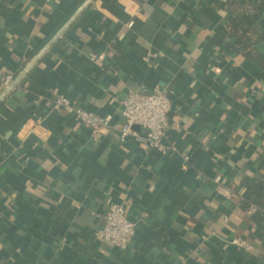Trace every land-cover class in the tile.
<instances>
[{
    "label": "crops",
    "instance_id": "1",
    "mask_svg": "<svg viewBox=\"0 0 264 264\" xmlns=\"http://www.w3.org/2000/svg\"><path fill=\"white\" fill-rule=\"evenodd\" d=\"M0 68V264H264V0H0ZM155 91L166 153L55 106Z\"/></svg>",
    "mask_w": 264,
    "mask_h": 264
},
{
    "label": "built area",
    "instance_id": "2",
    "mask_svg": "<svg viewBox=\"0 0 264 264\" xmlns=\"http://www.w3.org/2000/svg\"><path fill=\"white\" fill-rule=\"evenodd\" d=\"M0 79L6 87L14 82L12 74H6L0 68ZM55 106L66 116L72 117L87 127L98 139L101 133L118 132L122 141L129 137L142 140L149 149L161 153L174 150L173 146L167 145L165 139L168 131L173 127L169 115L172 109V102L163 91H155L150 94L131 92L122 104V123H116L112 115L101 116L77 107L67 98L61 96ZM140 127L146 133L136 130ZM188 157L184 158L187 162ZM220 181V179H217ZM106 224L99 231V238L121 250H127L135 237L136 226L129 219V214L123 204H112L106 213ZM230 245L251 250L248 243L241 239L230 241Z\"/></svg>",
    "mask_w": 264,
    "mask_h": 264
},
{
    "label": "water",
    "instance_id": "3",
    "mask_svg": "<svg viewBox=\"0 0 264 264\" xmlns=\"http://www.w3.org/2000/svg\"><path fill=\"white\" fill-rule=\"evenodd\" d=\"M13 85V84H12ZM12 88H11V86H10V90H11ZM136 128V130H138V131H140V132H144V133H146V130H143L142 128H140V127H135Z\"/></svg>",
    "mask_w": 264,
    "mask_h": 264
}]
</instances>
